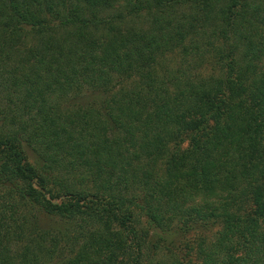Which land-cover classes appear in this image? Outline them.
Masks as SVG:
<instances>
[{
  "label": "trees",
  "instance_id": "16d2710c",
  "mask_svg": "<svg viewBox=\"0 0 264 264\" xmlns=\"http://www.w3.org/2000/svg\"><path fill=\"white\" fill-rule=\"evenodd\" d=\"M215 226L199 264H264V0H0V264H191L159 242Z\"/></svg>",
  "mask_w": 264,
  "mask_h": 264
},
{
  "label": "rangeland",
  "instance_id": "374dc122",
  "mask_svg": "<svg viewBox=\"0 0 264 264\" xmlns=\"http://www.w3.org/2000/svg\"><path fill=\"white\" fill-rule=\"evenodd\" d=\"M120 2V1H119ZM118 4V3H116ZM142 15H145L144 13H141ZM144 20V18H143ZM145 21V20H144ZM162 66L159 69V72L162 73V71L166 70L168 71L169 69L173 68V67H177V65L179 64V59H176L174 56H168L166 57L163 62L161 63ZM209 67H211L209 65ZM79 94H76L75 97H69L68 98V104H76V103H80L83 102V98L85 95H81L78 96ZM66 103L62 102V106H65ZM187 143H184V145H186ZM255 208L252 200H247L245 203H243L241 205V208L238 210V213L240 215H251L253 216V209ZM218 227H214L213 228V232L209 233L208 230L202 229L200 230L197 234L194 233H188V236H186L185 238H183L182 236L176 238L175 241H173L172 245L166 243V242H159L160 243V254H163L164 252L166 253V255H171L173 253H175L176 256L183 258L184 260H189L191 261V264H199L200 262V257L196 256L197 253L196 252V244L197 241L199 239L198 235H203L204 238H206V241H210L212 235L214 234V232L216 231ZM168 244V245H166ZM162 249V250H161ZM162 252V253H161Z\"/></svg>",
  "mask_w": 264,
  "mask_h": 264
}]
</instances>
